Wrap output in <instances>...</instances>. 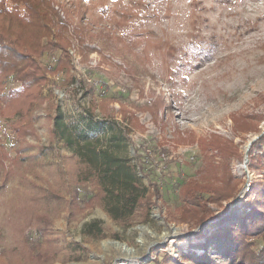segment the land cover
Masks as SVG:
<instances>
[{
  "label": "rangeland",
  "instance_id": "1",
  "mask_svg": "<svg viewBox=\"0 0 264 264\" xmlns=\"http://www.w3.org/2000/svg\"><path fill=\"white\" fill-rule=\"evenodd\" d=\"M131 1L42 0L55 13L51 36L42 42L64 38L72 67L56 71L60 51L46 50L38 59L47 83L25 139L0 117L11 157L4 186L0 174V264H41L33 260L41 250L53 257L45 264H155L165 254L180 261L181 252L202 255L206 247L218 254L209 236L219 222L237 224L256 205L252 187L264 182V162L252 169L251 158L260 151H248L264 137V0H134L146 5L118 27L116 10ZM18 87L10 80L7 89ZM159 99L165 103L156 108ZM91 106L96 120H115L125 129L121 154L156 202L151 221L139 210L125 226L97 200L88 205L97 182L80 181L79 158L53 139L57 116L70 124ZM233 116L250 129H239ZM213 137L234 145L238 155L227 161L218 150H204L201 140ZM257 142L264 150V140ZM227 163L235 179L225 181L231 198L208 204L214 216L209 223L182 222L183 185H221ZM93 221L101 222L104 237L85 234ZM202 229L206 235L199 237Z\"/></svg>",
  "mask_w": 264,
  "mask_h": 264
},
{
  "label": "trees",
  "instance_id": "2",
  "mask_svg": "<svg viewBox=\"0 0 264 264\" xmlns=\"http://www.w3.org/2000/svg\"><path fill=\"white\" fill-rule=\"evenodd\" d=\"M145 5L143 1L132 0L127 9L116 10L119 14L116 25L124 27L139 15ZM54 17V11L42 0H0V117L20 139H25L33 129L32 115L47 83L46 73L38 59L46 50L60 51L56 71L72 67L68 43L64 38L60 37L57 42L49 40L47 45L42 42L44 37L51 36L50 23ZM10 80L19 84V87L7 89ZM88 92L93 94V88H89ZM108 100L116 101L112 95ZM164 103L159 99L153 106L158 108ZM94 112L95 106H91L81 119L70 124H65L61 115L57 116V123L51 131L53 139L62 140L79 158L83 166L82 172L78 174L80 181L94 179L97 182L98 193L88 205L97 200L114 222L125 226L133 223L139 210L146 221H151L156 202L148 195L149 190L131 160L121 154V142L126 138L125 129L115 120H96ZM233 118L237 127L240 126L239 121ZM239 129L247 131L250 128L240 126ZM102 139H107V142L101 143ZM258 140L260 143L264 137ZM258 140L253 142L251 151H248L250 154L254 149L260 151V156L251 158L252 169L262 167L264 162V150L258 145ZM201 146L206 151L211 148L218 150L227 161L238 155L234 145L215 137L201 140ZM19 152L16 158L21 154ZM205 158L208 160L207 154ZM10 159L0 136L3 186L11 177V168L7 165ZM222 171L223 175L219 179L221 185L211 182L201 184L194 180L183 185L180 191L183 200L182 222L192 221L199 227L214 218L208 208L209 203H221L231 198L232 189L226 182L232 185L235 179L228 163ZM252 190L256 194V205L251 213L239 219L237 224H221L224 222L221 220L219 223L222 227L210 234L211 243L218 244V254H212L206 247L202 255L190 250L181 252L179 261L171 260L165 254L161 261L155 258V264H264V182H255ZM154 195L159 198L160 191H155ZM84 232L94 239L104 237L100 221L86 224ZM197 234L199 237L206 235L203 229ZM256 240H261L263 245L257 246ZM52 259L47 258L45 250L33 254V260L37 263L45 264Z\"/></svg>",
  "mask_w": 264,
  "mask_h": 264
},
{
  "label": "bare ground",
  "instance_id": "3",
  "mask_svg": "<svg viewBox=\"0 0 264 264\" xmlns=\"http://www.w3.org/2000/svg\"><path fill=\"white\" fill-rule=\"evenodd\" d=\"M147 232V231H146ZM117 247H119V249L121 250V251H123V252H125L126 254H132L133 253V250L132 249H130V248H128V247H126L125 245H119V246H117ZM132 262V261H131ZM124 263V264H132V263Z\"/></svg>",
  "mask_w": 264,
  "mask_h": 264
},
{
  "label": "built area",
  "instance_id": "4",
  "mask_svg": "<svg viewBox=\"0 0 264 264\" xmlns=\"http://www.w3.org/2000/svg\"><path fill=\"white\" fill-rule=\"evenodd\" d=\"M245 163H246V161H245ZM245 165H247V164H245ZM251 185H252L251 181L245 184V192L248 193L251 190Z\"/></svg>",
  "mask_w": 264,
  "mask_h": 264
},
{
  "label": "water",
  "instance_id": "5",
  "mask_svg": "<svg viewBox=\"0 0 264 264\" xmlns=\"http://www.w3.org/2000/svg\"><path fill=\"white\" fill-rule=\"evenodd\" d=\"M246 157H248V155H246ZM246 163H247V160H246Z\"/></svg>",
  "mask_w": 264,
  "mask_h": 264
}]
</instances>
